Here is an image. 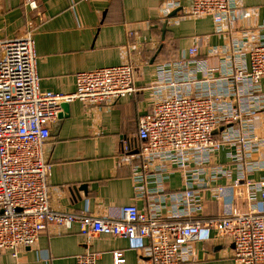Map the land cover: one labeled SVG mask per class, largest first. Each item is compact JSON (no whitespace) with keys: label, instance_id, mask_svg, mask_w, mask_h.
<instances>
[{"label":"built area","instance_id":"built-area-1","mask_svg":"<svg viewBox=\"0 0 264 264\" xmlns=\"http://www.w3.org/2000/svg\"><path fill=\"white\" fill-rule=\"evenodd\" d=\"M239 0H193L191 15L211 16L220 35L233 30L240 16ZM36 9L38 0H25ZM178 6L168 3L167 17ZM244 31L230 45L210 50L221 57L211 68L196 60L197 47L188 58L160 64L150 112L139 120L134 141L123 147L122 159L134 163L139 198L149 196V209L124 206L119 216L99 218L87 212L56 211L50 205L52 164L44 150L51 126L62 104L81 100L113 104L135 92L134 66L124 64L79 73L71 95L44 92L37 73L33 32L0 40V251L15 258L21 248L36 245L52 228L67 232L76 226L87 238L127 239L149 264H183L194 260V243L211 238L231 239L237 264H264V26ZM258 127L263 134H258ZM136 163V164H135ZM175 170L184 189L150 191L148 177L160 181ZM225 180L229 184H218ZM244 185L245 209L234 196L231 209L203 217L204 193L224 201L227 191ZM159 195L160 203L150 200ZM99 255L87 251L75 264H97ZM125 263L122 252L114 264Z\"/></svg>","mask_w":264,"mask_h":264},{"label":"crops","instance_id":"crops-1","mask_svg":"<svg viewBox=\"0 0 264 264\" xmlns=\"http://www.w3.org/2000/svg\"><path fill=\"white\" fill-rule=\"evenodd\" d=\"M168 3L178 7L164 17L162 9ZM24 4L25 0H0V40L33 32L42 91L71 95L79 73L134 66L135 92L113 104L68 102L69 115L52 124L53 135L44 150L45 160L52 164L48 182L51 208L99 218L119 216L130 204L142 212L149 209V196L139 198L137 194L134 163L125 162L122 156L124 145L135 140L140 118L151 110L149 87L157 80V67L188 58L189 50L197 47L196 60L219 68L221 57L210 55V50L230 45L242 32H258L264 26V0H239L238 10H248V15L240 16L233 30L222 35L216 32L211 16L191 15L193 0H38L36 9ZM261 85L264 90V80ZM257 131L263 134V128ZM262 177L264 172L251 176ZM184 184L182 174L175 170L163 181L148 177L146 185L150 191L173 193L184 189ZM218 184L229 183L222 180ZM227 193L224 201H217L205 192L203 217L229 212L234 196L245 209L244 185ZM159 199V195L150 198L156 204ZM87 251L99 255L97 264H114L115 252L123 253V264H149L129 240L87 238L77 226L71 232L56 227L44 232L35 246L21 248L17 258L11 251H0V264H75ZM193 251L194 260L183 264H237L231 239L219 242L211 234L209 240L195 242Z\"/></svg>","mask_w":264,"mask_h":264},{"label":"water","instance_id":"water-1","mask_svg":"<svg viewBox=\"0 0 264 264\" xmlns=\"http://www.w3.org/2000/svg\"><path fill=\"white\" fill-rule=\"evenodd\" d=\"M175 14H176V12H174L173 14H171L169 16V18L174 17ZM167 26H168V22H166L164 24V31L167 29ZM61 106H62V109H63L64 113H60L59 114V116H58V119L59 120H63L64 118L68 117V115H69V103L68 102H65ZM51 135H53V131H51Z\"/></svg>","mask_w":264,"mask_h":264}]
</instances>
